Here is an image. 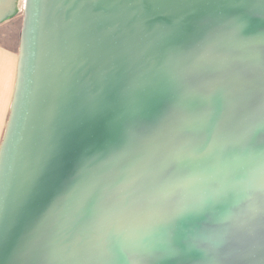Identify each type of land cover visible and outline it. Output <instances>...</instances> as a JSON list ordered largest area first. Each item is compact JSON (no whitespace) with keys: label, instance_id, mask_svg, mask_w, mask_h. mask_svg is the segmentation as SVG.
I'll return each mask as SVG.
<instances>
[{"label":"water","instance_id":"95a60500","mask_svg":"<svg viewBox=\"0 0 264 264\" xmlns=\"http://www.w3.org/2000/svg\"><path fill=\"white\" fill-rule=\"evenodd\" d=\"M20 15L0 264H264V0H0Z\"/></svg>","mask_w":264,"mask_h":264},{"label":"crops","instance_id":"0c3cea01","mask_svg":"<svg viewBox=\"0 0 264 264\" xmlns=\"http://www.w3.org/2000/svg\"><path fill=\"white\" fill-rule=\"evenodd\" d=\"M16 18L0 25V28L6 26V24L13 23ZM16 27L14 26V29ZM21 30L22 26L20 28V34ZM8 32H10V39L0 38V131L5 130L9 115L16 80L20 45V42L19 44L16 42L19 31L9 30Z\"/></svg>","mask_w":264,"mask_h":264},{"label":"snow or ice","instance_id":"6c2138e0","mask_svg":"<svg viewBox=\"0 0 264 264\" xmlns=\"http://www.w3.org/2000/svg\"><path fill=\"white\" fill-rule=\"evenodd\" d=\"M256 129H250L248 132V135H255ZM57 152V147H52L49 149L48 153L44 157V159L41 162L40 167L37 169V171L33 174L30 183L28 185V188L24 194V197L17 203L16 209L17 211L21 209L25 203V201L31 196L34 188L39 182V179L43 172L46 170L48 167L49 163L54 159L55 155ZM178 164L181 163V161L177 160L176 161ZM204 202H200L198 206H192V207H185L180 210L181 213L184 212H196L199 211L201 207H203ZM7 216L5 212V197L0 196V237H3L4 232H5V222H6Z\"/></svg>","mask_w":264,"mask_h":264},{"label":"rangeland","instance_id":"374dc122","mask_svg":"<svg viewBox=\"0 0 264 264\" xmlns=\"http://www.w3.org/2000/svg\"><path fill=\"white\" fill-rule=\"evenodd\" d=\"M22 23H23V15H20L18 18H16V20H14L13 23L11 24H6V26L0 28V38H4V39H10V32H8L9 30L11 31H19V35L17 36V39H16V42L17 44H19L20 42V28L22 26ZM14 26H17L15 29H14ZM2 33H5V34H2ZM4 35V37H3ZM3 133L4 131H0V142H1V139H2V136H3Z\"/></svg>","mask_w":264,"mask_h":264}]
</instances>
